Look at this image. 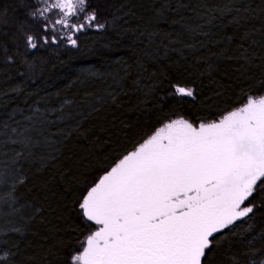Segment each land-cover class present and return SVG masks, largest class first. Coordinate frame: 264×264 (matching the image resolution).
Segmentation results:
<instances>
[{
    "label": "snow or ice",
    "instance_id": "1",
    "mask_svg": "<svg viewBox=\"0 0 264 264\" xmlns=\"http://www.w3.org/2000/svg\"><path fill=\"white\" fill-rule=\"evenodd\" d=\"M111 7L107 0L3 5L0 22H7L9 12L19 14L13 29L0 31V64L19 60L30 68L45 54L78 52L93 32H106L110 22L115 25L118 18ZM199 7L202 22L184 25L193 38L209 35L205 25L223 23L221 18L233 12L231 20L238 21L241 11L250 8L231 0L223 6L205 0ZM258 67V75H248L238 89L222 87L215 98L181 73L168 76L160 95H153L155 85L147 88L145 104L151 115L136 137L94 157L84 171L67 168L70 175H62L66 188L53 193L60 197L56 207L74 219L56 251H44L43 264H52L47 258L53 256L58 257L55 264H224L225 256L227 264H264V229L247 236L257 218L264 220V62ZM71 103L41 107L35 102L29 113L13 110L0 128L5 142L21 145L10 163L0 166V189L7 187L0 191V215L20 214V219L8 221L16 227L0 229L19 236L0 240V264H25L21 241L29 222L45 208L20 202L18 189L30 182L21 161L39 162L37 170L42 171L56 158V133L64 130L48 129L51 134L44 135L45 128L70 118L64 108ZM42 144L46 154L35 151ZM29 206L32 214L23 215Z\"/></svg>",
    "mask_w": 264,
    "mask_h": 264
},
{
    "label": "trees",
    "instance_id": "2",
    "mask_svg": "<svg viewBox=\"0 0 264 264\" xmlns=\"http://www.w3.org/2000/svg\"><path fill=\"white\" fill-rule=\"evenodd\" d=\"M107 2L118 18L115 25L110 24L106 32H93L78 52H61L58 57L45 54L30 68L19 60L13 65L0 64V128L13 110L22 108L29 113L35 102L45 107L72 101L64 108L65 114L71 112L72 116L50 124L52 132L64 130L56 133L60 141L56 158L42 171L37 170L39 163L25 165L30 182L17 192L21 203L45 208L29 222L30 230L21 241L25 264H43L44 251L55 252L60 238L70 231L74 217L56 207L60 197L53 195L65 191L62 175H70L66 169L84 171L90 162L95 163L94 157L110 154L127 138H135L151 115L145 104L147 88L155 85L153 95H160L167 87L168 76L181 73L195 81L205 96L215 98L214 93L222 87L238 89L248 75H258V65L264 62V0H231L237 7L250 8L241 11L238 21L231 20L236 15L233 12L221 18L223 23L216 20L205 25L209 35L195 38L184 25L202 22L199 5L205 0ZM206 2L223 6L229 0ZM8 3L18 5L21 0H0V7ZM18 14L9 12L7 22H0V31L13 29ZM68 131L71 136L66 135ZM25 208V215H31L32 208ZM261 229L264 220L257 218L247 236ZM7 236L19 239L15 232ZM33 255L35 260H30ZM47 259L55 264L58 257ZM223 260L227 264L228 257Z\"/></svg>",
    "mask_w": 264,
    "mask_h": 264
},
{
    "label": "rangeland",
    "instance_id": "3",
    "mask_svg": "<svg viewBox=\"0 0 264 264\" xmlns=\"http://www.w3.org/2000/svg\"><path fill=\"white\" fill-rule=\"evenodd\" d=\"M111 24V22H110ZM31 111V110H30ZM15 119L19 120L20 119V113L16 114ZM24 121H21V127H23ZM48 129H51L50 125H47L45 128V132L44 135H50L51 133L48 131ZM34 135L37 133H33ZM42 139V138H41ZM6 141V138L3 136H0V166H2L3 164L6 163H10L9 157L13 156L15 154L16 150H19L21 148L20 144H13L10 141ZM35 151L37 153L40 154H46V150L43 148V144L41 145V147H38L35 149ZM22 163H24V165L30 164L27 161H21ZM39 163V162H37ZM7 187L0 189V191H6ZM7 205H4L5 210H7ZM16 207H19V205H16ZM28 212L27 208H24L22 210L23 215H25ZM20 219V214H15L12 216H3L0 215V229L3 228H13L16 227L17 225L15 223H8V221H16ZM9 233H13L11 231L7 232L6 234L4 233H0V240L4 239L5 236H7ZM0 255H2V253H0Z\"/></svg>",
    "mask_w": 264,
    "mask_h": 264
}]
</instances>
